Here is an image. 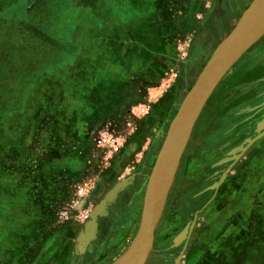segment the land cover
<instances>
[{"label": "rangeland", "instance_id": "374dc122", "mask_svg": "<svg viewBox=\"0 0 264 264\" xmlns=\"http://www.w3.org/2000/svg\"><path fill=\"white\" fill-rule=\"evenodd\" d=\"M209 1H203L204 7ZM30 2L0 0V21L6 23L5 29L7 26L0 31V43L8 45L12 62H22L20 69H25L23 92L17 97L14 92L5 96L10 105L20 104L33 77L52 72L57 64L73 62L74 57L69 58L64 51L75 52L74 43L81 37L80 0H33L32 8ZM189 44L187 40L178 47L185 64L190 60ZM206 64V60L201 61L194 76L189 72L191 80L184 96L161 121L150 123L156 108L152 105L149 112H139L141 123L133 127L116 128L99 122L104 114L96 109L101 101L112 99L111 85L103 81L93 96H81L77 86L67 90L64 82H58L56 97L42 92L40 111L25 113L20 142L15 139L2 144L0 127V229H5L2 223L9 212L13 222L9 243L14 252L22 244L25 251L39 246L44 248L40 264H49L50 259L56 264H84L88 253L79 248L84 225L92 210L123 180L129 183L108 205L107 214L114 222L113 234L121 235L122 242L118 248H108L111 255L106 260L102 254L88 259L92 264H113L121 249L129 251L140 228L148 179L169 125ZM179 72L180 66L176 77ZM74 81L79 84L78 79ZM26 104L32 108V96ZM106 128L125 138L121 153L114 159L93 147L96 135ZM17 184L23 185V196L15 193ZM25 196L33 199L19 204L20 211L13 209L16 204L12 203ZM7 198L8 206L4 204ZM88 212V219L81 222ZM19 218L23 224H17ZM185 228L191 237L181 244L176 236ZM234 237L240 245L231 262L223 255L233 247ZM202 242L222 254L217 264H264V32L219 84L182 144L146 264H194L198 260L190 247ZM54 243L56 256H44Z\"/></svg>", "mask_w": 264, "mask_h": 264}, {"label": "crops", "instance_id": "0c3cea01", "mask_svg": "<svg viewBox=\"0 0 264 264\" xmlns=\"http://www.w3.org/2000/svg\"><path fill=\"white\" fill-rule=\"evenodd\" d=\"M80 1L83 17L80 22L81 37L74 43L75 52L64 51L69 58L74 57V61H69L65 66L57 64L52 72L45 71L41 73V77H33L27 92L21 96L20 104L16 102L13 105L8 104L5 96L9 92H14L17 97L23 92L25 69L23 67L20 69L22 62L17 64L12 62L8 45L3 46V42L0 43L2 144H8L10 140L15 139L20 142L24 138L20 137L19 133L25 126V113L33 114L40 111L38 102L42 92L50 97H56L58 82H64L67 90H76L77 86L81 96H93L103 81L111 85L114 88L110 93L112 99L107 103L105 100L101 101V105L96 109L98 113L104 114L103 118H99V122L110 123L116 128L139 125L141 123V120L137 119L141 116L139 110L148 101H152V105L156 107L152 112L150 123L161 121L169 108L184 96L191 80L189 72L191 71L193 76L196 75V68L201 61L208 62L209 56L232 31L253 0H210L206 7L203 5L204 0ZM32 3L33 0L30 2L31 8ZM5 25L6 23L0 21V31L4 32ZM187 40H190V50L187 55L190 60L185 64L179 58L178 47L185 45ZM179 66L180 72L173 80V84L168 88L160 89L164 75L171 69L177 72ZM183 67L186 69L188 67V71ZM18 70H20L19 76L13 74ZM74 79H78L79 84ZM31 96L34 100L32 108L30 104H26ZM35 99H37L36 103ZM49 171L54 172L55 169L50 168ZM22 184L24 185L23 181ZM23 185L17 184V189L14 190L17 195L23 196ZM32 199L30 196H25L24 199L16 200L12 203L16 204L13 209L20 211L19 204H28ZM4 204H7L6 206L10 204L8 198ZM8 213L6 223H2L6 227L0 229V233H3L0 237V264H40L44 248L38 246L25 251V246L22 244V249L17 248L16 252L12 249V244L9 243V226L13 222ZM109 219L111 218L98 219L96 237L82 247V253L90 250L96 239L98 241L103 228L104 230L108 228L106 220L109 222ZM20 220L21 218L17 219V224H23ZM190 235L189 229L185 228L177 234L176 239L182 244L190 239ZM107 241L104 250L109 253L108 248L113 250L119 247L122 242L121 235L111 234ZM233 241V247L223 255L224 259L231 262L234 261L240 245L238 238L234 237ZM209 245L205 242L200 243L199 246L191 245L190 249L192 247L195 249L198 260L194 264H217L218 260L222 259V254L219 251L213 252L211 247L209 249ZM64 249L65 253H69L67 247ZM54 250H56L55 243L48 246L46 250L48 252L44 253V256L55 257ZM127 252V249H121L116 260ZM184 254L186 255V252ZM65 255L69 256L67 253ZM185 259L187 260V257ZM51 261L53 260L50 259L49 264H56ZM121 261L117 264H121ZM116 262L114 261L113 264Z\"/></svg>", "mask_w": 264, "mask_h": 264}, {"label": "water", "instance_id": "95a60500", "mask_svg": "<svg viewBox=\"0 0 264 264\" xmlns=\"http://www.w3.org/2000/svg\"><path fill=\"white\" fill-rule=\"evenodd\" d=\"M263 32L264 0H253L232 31L214 50L172 119L148 179L135 244L115 264L121 260V264H146L153 249L155 231L165 208L182 144L219 84ZM128 183V180H123L115 184L92 210L79 236L80 250L96 237L99 217L107 216L108 205L115 202Z\"/></svg>", "mask_w": 264, "mask_h": 264}, {"label": "built area", "instance_id": "2783aa9c", "mask_svg": "<svg viewBox=\"0 0 264 264\" xmlns=\"http://www.w3.org/2000/svg\"><path fill=\"white\" fill-rule=\"evenodd\" d=\"M177 73L175 69H171L164 75L160 83V89L168 88L172 81L176 78ZM152 108V101H148L139 112L145 114ZM125 143V138L112 134L108 128L101 130L94 138L93 147L103 154L108 159H114L118 154L121 153ZM89 188V187H88ZM89 217V212L84 216L81 222H85Z\"/></svg>", "mask_w": 264, "mask_h": 264}, {"label": "flooded vegetation", "instance_id": "af4514ba", "mask_svg": "<svg viewBox=\"0 0 264 264\" xmlns=\"http://www.w3.org/2000/svg\"><path fill=\"white\" fill-rule=\"evenodd\" d=\"M223 157H225L224 155H223ZM109 214V213H108ZM108 218L109 217H111L110 215H108L107 216ZM106 217V218H107ZM104 221H105V219H104ZM111 222L109 223V222H107L108 223V228L107 229H105L104 230V228H103V231H101V234H100V237H99V239H98V242H96V246L94 247V248H90V250H88L86 253H88V254H86V256H85V258L84 259H86L85 260V262H84V264H92V259H88V256L89 257H94V256H96V255H99V254H102L100 257H102L104 260H106L107 258H108V256H110L111 254H109V253H105L104 251V246L106 245V243L108 242L107 240H108V238H109V236L111 235V234H113V230H112V225H114V222H112V220H110ZM118 223V222H117ZM117 225V224H116ZM117 227V226H116ZM105 233V235H104V233ZM110 232H112V233H110ZM110 234V235H109ZM102 235H104V236H102ZM97 240V239H96ZM98 244V245H97ZM104 252V253H103Z\"/></svg>", "mask_w": 264, "mask_h": 264}]
</instances>
